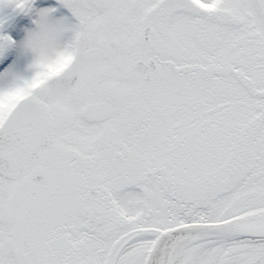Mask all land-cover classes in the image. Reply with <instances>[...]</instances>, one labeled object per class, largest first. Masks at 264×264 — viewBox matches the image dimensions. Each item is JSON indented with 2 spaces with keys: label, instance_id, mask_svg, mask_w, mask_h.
<instances>
[{
  "label": "snow or ice",
  "instance_id": "obj_1",
  "mask_svg": "<svg viewBox=\"0 0 264 264\" xmlns=\"http://www.w3.org/2000/svg\"><path fill=\"white\" fill-rule=\"evenodd\" d=\"M0 264H264V0H0Z\"/></svg>",
  "mask_w": 264,
  "mask_h": 264
},
{
  "label": "rangeland",
  "instance_id": "obj_2",
  "mask_svg": "<svg viewBox=\"0 0 264 264\" xmlns=\"http://www.w3.org/2000/svg\"><path fill=\"white\" fill-rule=\"evenodd\" d=\"M23 68H24V64H23V62H22V63L20 64V70L22 71Z\"/></svg>",
  "mask_w": 264,
  "mask_h": 264
}]
</instances>
